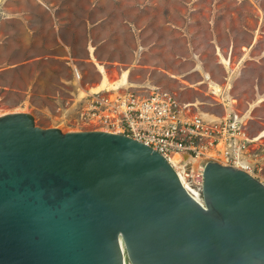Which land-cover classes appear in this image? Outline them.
I'll list each match as a JSON object with an SVG mask.
<instances>
[{"label": "water", "instance_id": "95a60500", "mask_svg": "<svg viewBox=\"0 0 264 264\" xmlns=\"http://www.w3.org/2000/svg\"><path fill=\"white\" fill-rule=\"evenodd\" d=\"M0 264H264V185L205 165L203 203L160 153L0 117Z\"/></svg>", "mask_w": 264, "mask_h": 264}, {"label": "rangeland", "instance_id": "374dc122", "mask_svg": "<svg viewBox=\"0 0 264 264\" xmlns=\"http://www.w3.org/2000/svg\"><path fill=\"white\" fill-rule=\"evenodd\" d=\"M98 65L113 81L128 74L125 86L168 91L205 118L239 112L257 134L264 0H0V117L29 113L41 129L81 132L68 104L79 86L101 83Z\"/></svg>", "mask_w": 264, "mask_h": 264}, {"label": "built area", "instance_id": "2783aa9c", "mask_svg": "<svg viewBox=\"0 0 264 264\" xmlns=\"http://www.w3.org/2000/svg\"><path fill=\"white\" fill-rule=\"evenodd\" d=\"M75 75L81 82L78 70ZM77 89L76 98L68 104L74 107L77 130L124 135L152 148L168 160L196 201L203 203L206 164L195 172L188 163L182 176L173 162L178 155L244 171L264 185V129L252 134L245 115L233 111L224 118H205L161 89Z\"/></svg>", "mask_w": 264, "mask_h": 264}, {"label": "bare ground", "instance_id": "6f19581e", "mask_svg": "<svg viewBox=\"0 0 264 264\" xmlns=\"http://www.w3.org/2000/svg\"><path fill=\"white\" fill-rule=\"evenodd\" d=\"M224 62L228 65V60H224ZM101 73L103 74V79L100 84L95 85L92 89L94 92H100L103 90H117L119 88L125 87L128 83V74H125L122 79L111 80L107 74V71L104 67L98 65ZM128 86V85H127ZM216 93L220 94L221 89L216 88ZM246 118H248L246 116ZM173 162L178 166L179 172L182 176H184L186 172V164L190 163L192 165V169L197 172L199 169L204 167L207 163V160L203 159H192L188 155H178L173 159Z\"/></svg>", "mask_w": 264, "mask_h": 264}, {"label": "crops", "instance_id": "0c3cea01", "mask_svg": "<svg viewBox=\"0 0 264 264\" xmlns=\"http://www.w3.org/2000/svg\"><path fill=\"white\" fill-rule=\"evenodd\" d=\"M41 15H45L46 20H50V21H51V26H52V19H51L50 14L47 13L46 11H42V12H41ZM46 29H48L47 26H46ZM34 30H35V32L38 31L37 25L34 27ZM35 37L37 38V36H35ZM37 41H38V38H37ZM24 63H26V64L18 65V66L16 67V69H14V71H16L17 69H21L22 67L28 65L27 63H29V61L24 62ZM20 67H21V68H20ZM128 85H130V84H128ZM223 118H224V117H223Z\"/></svg>", "mask_w": 264, "mask_h": 264}]
</instances>
